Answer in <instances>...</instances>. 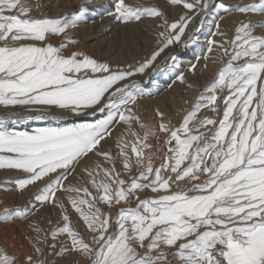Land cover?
I'll list each match as a JSON object with an SVG mask.
<instances>
[{
	"label": "snow or ice",
	"instance_id": "1",
	"mask_svg": "<svg viewBox=\"0 0 264 264\" xmlns=\"http://www.w3.org/2000/svg\"><path fill=\"white\" fill-rule=\"evenodd\" d=\"M170 2L195 15L210 7L209 0ZM113 4L107 15L117 22L145 16L163 21L156 50L127 70H114L82 52L64 55L68 45L75 43L70 38L60 47L48 42L77 27L87 7L59 18L33 17L34 6L27 0H0V105H35L75 116L103 114L95 123L38 128L31 133L0 127V169L25 174L15 182L21 192L37 188L29 206L5 208L0 219H28L49 203L64 210L56 194L75 192L69 201L90 239L73 229L65 213L63 226L52 231L51 239L66 235L68 242L59 251L50 244L53 256L76 254L87 264H264V35L254 34L257 28L264 30V21L241 22L231 40L207 41V51L219 48L227 62L179 126H171L157 110L160 123L153 133L135 111L145 87L129 80L148 75L147 85L152 87L158 86L157 75H171L184 83L181 51H191L198 37L181 38L194 16L185 14L169 23L158 9L133 8L125 0ZM218 7L232 10L223 3ZM235 10L264 16V0ZM215 27L219 30L218 24ZM217 34L225 35L213 33ZM171 48L176 50L166 53ZM162 53L166 54L158 62ZM195 68L189 61L187 70ZM218 91L224 93L222 119H198L201 109L218 111ZM4 123L0 120V125ZM133 125L144 130L143 136L133 131ZM117 126H126L132 140L117 139L118 151L113 155L101 150L102 141L107 142ZM160 134L164 138L158 145L148 143L150 138L160 140ZM154 149H159L161 159L157 167ZM93 156L108 166L97 162L82 167ZM78 168L87 180L72 186L69 178ZM101 173L103 179L98 181ZM124 174L130 181L122 178ZM145 190L156 195L141 199ZM133 201L135 207H121L115 217L98 206L111 210ZM30 227L36 233L32 253L21 259L0 249V264H49L38 259L44 255L41 245L47 242V234L41 237L39 225Z\"/></svg>",
	"mask_w": 264,
	"mask_h": 264
},
{
	"label": "rangeland",
	"instance_id": "2",
	"mask_svg": "<svg viewBox=\"0 0 264 264\" xmlns=\"http://www.w3.org/2000/svg\"><path fill=\"white\" fill-rule=\"evenodd\" d=\"M28 3L34 6L31 13L33 17L41 15L48 18H59L65 14L75 12L79 7L88 8L86 16L78 23L75 28L68 29L66 33L51 37L50 42L55 47H60L65 38H70L75 43L69 44L64 55H70L72 52H82L97 62L107 63L114 70L125 69L129 65H136L142 62L145 58L150 57L153 51L158 47V34L163 31L160 24L163 22L160 18L142 17L140 20L129 22H117L112 16L107 15L108 10L114 8L113 0H27ZM190 3H195L196 0H188ZM94 3V4H93ZM125 3L133 8H155L164 14L169 23L177 20L182 15L194 16V19L189 24L185 31L182 40L188 38L189 35L198 37V41L192 45V50L186 54L181 51L184 57V66L182 74L185 77V82L181 83L171 75L156 76L158 86L149 87L147 81L149 76L132 77L129 82L136 80L143 87L145 92L137 98L135 105L136 114L141 120L151 126L153 133L157 132V125L160 123L159 117L156 116L157 110L164 113L165 120L170 122V125L179 126L185 115L190 112L201 94H207L205 89L213 82L219 69L227 62L228 57L224 56L222 50L213 47L211 52L207 51L208 40L222 41L231 40L234 37L235 29L241 22L258 23L264 21V17L259 14L249 13L247 15L236 11V7H243L253 3H258V0H209L210 7L205 12H200L195 15L184 9L182 5H172L170 0H125ZM225 4L231 11L220 9L218 5ZM39 5V7H35ZM91 13V14H90ZM91 15V16H90ZM262 17V18H261ZM201 21L203 22L201 25ZM219 25V30L215 25ZM217 31L224 33V36L213 35ZM255 35H264V30L255 29ZM227 46V45H225ZM175 48L167 49V52L175 51ZM166 53H162L158 58V62L163 59ZM194 56H207L208 59H195ZM191 61L196 65L195 71H188V62ZM151 93V94H149ZM221 98L217 101V112H212L207 108L201 109L197 114V118H212L222 119L224 104L221 102L224 93L217 92ZM36 115H44L43 120L28 119ZM235 115V112H234ZM103 118V114L96 113L88 116H75L68 112L59 109H44L41 106H3L0 105V120L5 123L0 127H6L9 131H26L33 132L38 128L48 127H73L81 123H95L98 119ZM13 120L22 122L12 123ZM211 127V126H210ZM133 131L141 136L144 130L133 125ZM121 136L128 139L130 142L132 137L128 136L126 126H117L114 128L112 137L103 142L102 151H111L115 155L118 151L117 139ZM164 138V134H160V140L149 139L150 144H159ZM157 155L153 161V166L157 167L161 163L159 157V149L153 150ZM101 163L107 167L102 158L93 156L90 160H86L83 166H94L95 163ZM116 168L121 170V165L117 163ZM25 174L22 171L15 169H0V214L5 208L8 209H23L29 206V201L32 200L33 194L37 191L36 187L30 186L27 190L21 192L16 189V181L23 178ZM80 168L70 177L72 186L85 184L87 177H83ZM126 181H130L128 174L122 176ZM103 179V175L98 177V181ZM69 182L66 181L67 185ZM90 191L95 194V190L91 184H86ZM190 187V185H187ZM5 189H16L6 191ZM77 193L58 192L56 196L60 202L64 204V210L53 206L51 203L38 212L30 215L28 219L14 218L11 221L0 219V249H6L8 254L16 255L23 258L25 253H32V242L36 237V233L32 231L30 225L36 224L43 230L41 237L45 234L48 240L41 247L44 249V255L38 257L41 260H47L49 264H87L86 259L82 256L72 254L65 256H53L50 244L57 245V251L60 246L68 242L66 235L59 236L56 240L51 239V233L62 227L64 221L63 215L66 213L70 216L71 226L74 230L80 232L86 239L90 236L86 233L83 222L79 219V214L72 209L69 197L76 196ZM153 194L150 190H145L140 193V198H151ZM33 203L35 201H32ZM106 214L115 217L121 207H135V201L130 205H117L114 209H109L107 205H98ZM5 227H4V226ZM169 259H172L169 256Z\"/></svg>",
	"mask_w": 264,
	"mask_h": 264
},
{
	"label": "bare ground",
	"instance_id": "3",
	"mask_svg": "<svg viewBox=\"0 0 264 264\" xmlns=\"http://www.w3.org/2000/svg\"><path fill=\"white\" fill-rule=\"evenodd\" d=\"M236 1V0H235ZM244 1V0H243ZM94 4V3H93ZM91 14V13H90ZM91 16V15H90ZM264 17V16H263ZM262 18V17H261ZM219 120V119H218ZM4 226V225H3ZM5 227V226H4Z\"/></svg>",
	"mask_w": 264,
	"mask_h": 264
}]
</instances>
